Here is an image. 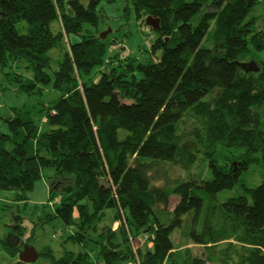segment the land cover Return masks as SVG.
<instances>
[{
	"label": "trees",
	"instance_id": "obj_1",
	"mask_svg": "<svg viewBox=\"0 0 264 264\" xmlns=\"http://www.w3.org/2000/svg\"><path fill=\"white\" fill-rule=\"evenodd\" d=\"M102 1L0 0L2 89L59 93L35 109L44 125L23 108L6 118L0 190L27 202L51 171L54 212L40 223L60 219L67 240L83 247L59 259L44 252L53 264L134 263L137 238L149 242L137 247L140 264H264V180L220 202L212 181L202 185L193 171L209 159L235 186L236 164L264 167V60L255 57L264 27L251 16L258 0H128L142 22L159 18L160 30L149 25L157 33L150 57L116 53L109 62L105 39L84 31L98 26ZM188 114L202 127L187 128ZM175 166L190 173L174 177ZM108 209L116 229L100 226ZM21 222L11 235L22 238ZM3 241L14 254L24 245Z\"/></svg>",
	"mask_w": 264,
	"mask_h": 264
},
{
	"label": "rangeland",
	"instance_id": "obj_2",
	"mask_svg": "<svg viewBox=\"0 0 264 264\" xmlns=\"http://www.w3.org/2000/svg\"><path fill=\"white\" fill-rule=\"evenodd\" d=\"M98 14V26L85 25L84 31L90 29L105 39L108 44L105 61H111L116 53L120 55L119 58L126 55L139 56L142 59L150 57L151 47L157 33L152 31L146 22H142L137 18L136 11L131 2L128 0H115L113 2L104 0L98 6ZM251 16L257 17L256 26L264 27V0H258ZM57 26L58 22H55L54 27L57 28ZM71 39L72 41H78L80 37L74 35ZM208 42V40H205L203 44L208 45ZM52 53L54 54L53 50ZM255 57L257 60H264V53H256ZM3 82L0 73V133H10L6 118L14 115V108L32 110L36 121L44 125V117L42 118V116L36 113L35 109L37 110L42 101L50 102L52 99H56L59 93L48 87L44 93L33 95L27 93L19 94L11 88L2 89ZM185 119L187 128L202 127L200 119L193 114H188ZM7 146L10 148L12 144L10 143ZM237 152L240 151L237 150ZM213 164V161L202 158V160L194 165L193 171L198 173L203 180L202 185H206L212 181L216 190L220 192V202L243 192L242 184L254 187L264 180V167L261 163H254L249 166L240 163L236 164L235 169L238 170L240 168L243 171L240 174V181L235 186L232 178L227 174H219ZM220 164L227 167L230 166L225 165L227 163L222 159ZM172 170L174 177L187 176L190 173L189 170L181 166H175ZM49 173L51 171L44 170L43 177L35 184V188L29 194L30 198L27 202L16 201L15 196L17 192L15 190H0V264H20L19 253H12L3 241V239H10L11 231L14 230V224L19 221H22L20 225L23 232V242L33 245L40 252V256L36 261L26 264H53L51 258L44 254L46 251L49 252L51 250L55 258L59 259L64 255L66 250L79 252L83 249L80 244L67 240L68 234L66 232L68 233V231L60 219L55 218L42 225L40 223L39 219L42 218L44 212H54L53 200L50 199ZM174 202L175 199H172L171 207ZM114 214V209L106 210V215L100 226H112L113 229H116L120 222H114ZM185 237L183 231L176 230L174 239L177 245L183 244L187 240ZM135 240L142 248L145 245H149L148 240L144 241L140 238ZM88 248H90V245ZM193 248L197 253L203 250V247L198 245H194Z\"/></svg>",
	"mask_w": 264,
	"mask_h": 264
},
{
	"label": "water",
	"instance_id": "obj_3",
	"mask_svg": "<svg viewBox=\"0 0 264 264\" xmlns=\"http://www.w3.org/2000/svg\"><path fill=\"white\" fill-rule=\"evenodd\" d=\"M146 22L148 25L152 26L154 29L160 30V19L159 18L148 16L146 18ZM247 65L249 67H246ZM242 66L246 68V70H250L254 67V62L251 61L248 64L242 63ZM21 241H22V238L20 236L17 237V236L11 235L9 239L10 244L14 247L20 245ZM39 256H40V252H38L36 248L29 243H24L23 247L20 248L19 250V261H21V264L34 262L39 258Z\"/></svg>",
	"mask_w": 264,
	"mask_h": 264
},
{
	"label": "built area",
	"instance_id": "obj_4",
	"mask_svg": "<svg viewBox=\"0 0 264 264\" xmlns=\"http://www.w3.org/2000/svg\"><path fill=\"white\" fill-rule=\"evenodd\" d=\"M131 243H132V246L134 247V251L136 253V262H134L133 264H140V257L137 253V247L139 246L138 243L136 242L135 239H131Z\"/></svg>",
	"mask_w": 264,
	"mask_h": 264
},
{
	"label": "crops",
	"instance_id": "obj_5",
	"mask_svg": "<svg viewBox=\"0 0 264 264\" xmlns=\"http://www.w3.org/2000/svg\"><path fill=\"white\" fill-rule=\"evenodd\" d=\"M127 264H133V263L130 262V263H127Z\"/></svg>",
	"mask_w": 264,
	"mask_h": 264
},
{
	"label": "flooded vegetation",
	"instance_id": "obj_6",
	"mask_svg": "<svg viewBox=\"0 0 264 264\" xmlns=\"http://www.w3.org/2000/svg\"><path fill=\"white\" fill-rule=\"evenodd\" d=\"M26 264V263H25Z\"/></svg>",
	"mask_w": 264,
	"mask_h": 264
}]
</instances>
